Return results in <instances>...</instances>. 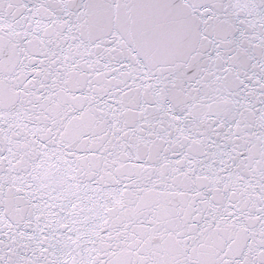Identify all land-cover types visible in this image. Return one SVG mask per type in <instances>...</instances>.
Listing matches in <instances>:
<instances>
[{
    "label": "snow or ice",
    "instance_id": "6c2138e0",
    "mask_svg": "<svg viewBox=\"0 0 264 264\" xmlns=\"http://www.w3.org/2000/svg\"><path fill=\"white\" fill-rule=\"evenodd\" d=\"M0 264H264V0H0Z\"/></svg>",
    "mask_w": 264,
    "mask_h": 264
}]
</instances>
